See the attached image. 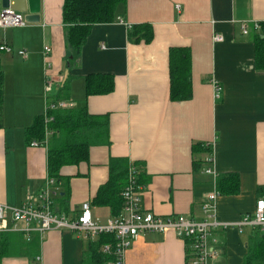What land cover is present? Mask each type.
<instances>
[{
    "label": "crops",
    "instance_id": "obj_1",
    "mask_svg": "<svg viewBox=\"0 0 264 264\" xmlns=\"http://www.w3.org/2000/svg\"><path fill=\"white\" fill-rule=\"evenodd\" d=\"M62 3L41 0L39 23L0 28V46L11 48L0 51V203L20 205L48 175L46 147L26 140L47 101V44L48 73L58 84L51 98L69 107L84 103L89 114L108 117V144L92 146L86 161L62 167L55 210L72 219L88 203L94 219L112 217L116 211L96 195L109 180L111 159H122L127 168L137 167L141 208L154 215L200 220L201 202L214 189L218 220L235 222L251 213L256 200H264V66L257 63L255 47L264 31L254 28L264 22V0H125L112 22L92 26L74 58ZM126 24L136 28L132 40ZM215 35L222 40L214 41ZM173 47L190 53L191 97L180 102L169 98ZM90 74L111 75L112 91L86 95L84 77ZM212 79L221 86L216 99ZM197 144L212 148L211 163L205 152L193 151ZM6 220L11 225L9 215ZM18 234L1 264L83 263L88 240L76 233L52 229L30 241ZM211 236L218 255L209 264H244L251 252L260 259L250 264H264V235L257 228L231 227ZM187 251L188 243L171 230L142 234L125 251L124 264H187Z\"/></svg>",
    "mask_w": 264,
    "mask_h": 264
},
{
    "label": "built area",
    "instance_id": "obj_2",
    "mask_svg": "<svg viewBox=\"0 0 264 264\" xmlns=\"http://www.w3.org/2000/svg\"><path fill=\"white\" fill-rule=\"evenodd\" d=\"M178 8V6H176ZM121 21V20H120ZM26 23L20 12L10 8L0 10V28L21 27ZM129 29L130 25L126 24ZM255 29L260 28V24H254ZM242 34H247L246 25L241 24ZM214 41H221L222 37L215 35ZM6 45L0 46V51H10ZM44 62V95L45 110L43 112L45 136L41 144L46 147L50 130L48 124L52 117L48 112L55 109L68 108L69 104L62 100L51 98L53 90L58 86L55 79L48 73L50 64L47 61L50 48L47 44L42 47ZM18 54L25 57L24 50ZM213 96L218 98L221 92L219 83L212 79ZM39 143L33 141L31 146ZM214 145V141L211 144ZM211 148V147H210ZM212 150V148H211ZM212 152V151H211ZM206 162H212V154L206 157ZM211 174L215 179L216 173L206 167L203 170ZM142 186L138 180V169L135 165L129 164L127 168V178L123 189L120 192L122 207L118 215L108 218L104 222L94 219L90 213V206L84 203L79 214L69 219L64 213H60L54 208V197L57 193L56 181L50 176H46L43 184L34 194H27L24 201L17 206H8L0 203V233L15 232L23 236L26 241H30L35 235L41 237L52 229L66 230L83 236L87 240H93L100 234H111L115 238L114 244L105 243L100 247L103 254L110 255L111 260L105 264H124L125 251L132 242L142 234L163 233L168 230L183 241L188 243L187 264H209L218 255L214 246L216 240L211 236L213 232L235 227L239 230L245 226L257 228L264 234V200L258 198L251 213L245 214L240 220L235 222L220 221L216 216L215 202L218 196L216 189L208 193L201 202L200 208L202 219L197 220L184 215H174L161 217L145 211L141 208ZM10 216L11 225L8 226L6 217ZM40 258L37 257L36 260Z\"/></svg>",
    "mask_w": 264,
    "mask_h": 264
},
{
    "label": "trees",
    "instance_id": "obj_3",
    "mask_svg": "<svg viewBox=\"0 0 264 264\" xmlns=\"http://www.w3.org/2000/svg\"><path fill=\"white\" fill-rule=\"evenodd\" d=\"M124 3L125 0H63L61 17L67 30L66 44L72 50L73 58L77 57L92 26L112 22L117 15L118 7ZM260 28L264 31V22L260 24ZM135 33L136 28L130 26L128 39H134ZM255 47L257 63L264 66V35L256 38ZM168 71L170 100L176 102L188 100L191 97V84L190 53L187 48L169 49ZM2 80L0 70V100ZM84 80L86 95L108 94L113 89V78L108 74H90L86 75ZM61 94L57 95L58 99L62 96ZM48 114L52 117V121L48 124L50 135L46 144L47 174L58 184L61 180L62 167L86 161L90 147L108 144V117L89 114L84 103L77 107L50 110ZM26 136L27 142L34 140L41 143L43 141L45 126L42 114L37 116L32 125L27 128ZM193 151L205 152L207 156L211 154V149L202 144L194 146ZM199 163L200 160L197 161V166ZM126 171L125 160L111 159L109 180L99 188L96 195V200L100 204H108L116 211L113 216L118 215L122 207L120 192L126 183ZM227 178L233 183L236 182L235 176ZM14 235L15 233L11 232L0 233V264L2 258L9 256L15 247ZM19 236L23 238L22 235ZM87 242L82 264H105L112 259L110 255L103 254L99 249L105 243L114 244L113 235L100 234ZM254 259H260V257L251 252L244 264H250ZM261 261L264 259L261 258Z\"/></svg>",
    "mask_w": 264,
    "mask_h": 264
},
{
    "label": "water",
    "instance_id": "obj_4",
    "mask_svg": "<svg viewBox=\"0 0 264 264\" xmlns=\"http://www.w3.org/2000/svg\"><path fill=\"white\" fill-rule=\"evenodd\" d=\"M2 8H10L23 15L25 23H39L41 0H0Z\"/></svg>",
    "mask_w": 264,
    "mask_h": 264
},
{
    "label": "rangeland",
    "instance_id": "obj_5",
    "mask_svg": "<svg viewBox=\"0 0 264 264\" xmlns=\"http://www.w3.org/2000/svg\"><path fill=\"white\" fill-rule=\"evenodd\" d=\"M99 222H101V223H102V222H104V221H100V220H99ZM74 234H75V233H74ZM76 235H77V234H76ZM76 235H75V236H76ZM78 237L80 238V240H85V241L87 240V239H86V238H84L83 236H78Z\"/></svg>",
    "mask_w": 264,
    "mask_h": 264
}]
</instances>
